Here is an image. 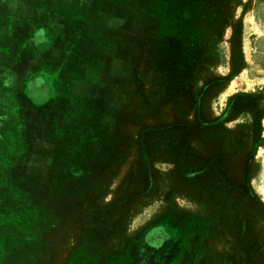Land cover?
I'll return each instance as SVG.
<instances>
[{"label":"rangeland","instance_id":"rangeland-1","mask_svg":"<svg viewBox=\"0 0 264 264\" xmlns=\"http://www.w3.org/2000/svg\"><path fill=\"white\" fill-rule=\"evenodd\" d=\"M0 36V264H264V0H0Z\"/></svg>","mask_w":264,"mask_h":264},{"label":"crops","instance_id":"crops-1","mask_svg":"<svg viewBox=\"0 0 264 264\" xmlns=\"http://www.w3.org/2000/svg\"><path fill=\"white\" fill-rule=\"evenodd\" d=\"M203 4V3H202ZM205 4H203L204 6ZM63 7V6H62ZM59 10L60 13H59V21L62 19L64 20L65 22H67V20L70 19V16L68 15L69 13H71V10L74 9V15H77L76 13V10L78 8H70L71 5H64V8H62ZM205 7V6H204ZM50 15H53V13H50ZM51 18V16H49ZM47 18V17H46ZM53 21V19L51 20V22ZM64 23V25H66V23ZM51 26V25H50ZM8 44V41L5 43L4 40H3V36H0V65H3L2 64V61H9L11 62V64H13V62L15 63L14 65L16 66V69L19 71L20 69V64L18 63V60L17 59H14L15 57L17 58L19 56V54L17 53V50H16V47L13 46V42H12V39L10 41V47L9 48H4L5 45ZM2 49L5 50V52L3 53L2 52ZM3 58H5V60H2ZM2 67V66H1ZM0 67V69H1ZM13 71V70H12ZM14 72V71H13ZM10 86L12 89L16 88V86L14 85V80H15V76H13V74L11 75H8V78H7ZM15 87H14V86ZM12 101V100H11ZM12 103V102H11ZM13 104V103H12ZM14 115L18 116V113L16 112Z\"/></svg>","mask_w":264,"mask_h":264}]
</instances>
